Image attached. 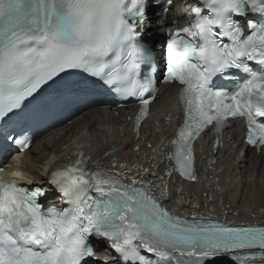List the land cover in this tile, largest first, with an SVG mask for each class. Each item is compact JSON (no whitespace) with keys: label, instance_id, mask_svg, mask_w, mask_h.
Segmentation results:
<instances>
[{"label":"snow or ice","instance_id":"obj_1","mask_svg":"<svg viewBox=\"0 0 264 264\" xmlns=\"http://www.w3.org/2000/svg\"><path fill=\"white\" fill-rule=\"evenodd\" d=\"M173 3L0 0V122L46 86L76 95L77 82L63 77L79 70L122 97L139 98L138 130L156 99L157 39L147 31L154 25L167 34L159 37L163 79L180 85L183 116L172 142L177 170L195 180L194 139L208 125L222 131L229 118H242L248 143L264 147V0H198L190 25L176 32L165 19ZM142 65L151 71L142 74ZM6 139L20 150L31 143L27 134ZM89 159L79 152L49 174L64 207L45 206L48 189L18 183L21 173L0 175V264H87L95 255L90 237L108 241L121 264H215L234 250H264V228L188 220L135 181L89 169ZM256 255L264 251L233 259Z\"/></svg>","mask_w":264,"mask_h":264},{"label":"bare ground","instance_id":"obj_2","mask_svg":"<svg viewBox=\"0 0 264 264\" xmlns=\"http://www.w3.org/2000/svg\"><path fill=\"white\" fill-rule=\"evenodd\" d=\"M69 136L42 145L40 150L26 159L29 173H35L37 182L42 179L49 154L63 152V144ZM160 140V137H157ZM122 144L127 146L124 139ZM127 169L148 171L157 177L171 202L194 214H215L232 221L264 223V156L257 162L247 156L235 162L230 155L224 154L222 163L211 172L204 166L205 177L198 182L187 183L175 178H167L163 163L155 159L153 152L140 155L122 148L117 153ZM150 175V174H149Z\"/></svg>","mask_w":264,"mask_h":264}]
</instances>
